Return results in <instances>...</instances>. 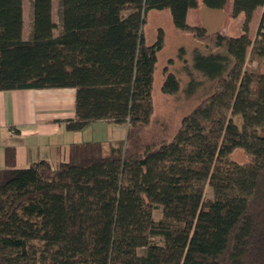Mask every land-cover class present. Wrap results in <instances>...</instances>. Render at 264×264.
Segmentation results:
<instances>
[{"label": "trees", "instance_id": "obj_1", "mask_svg": "<svg viewBox=\"0 0 264 264\" xmlns=\"http://www.w3.org/2000/svg\"><path fill=\"white\" fill-rule=\"evenodd\" d=\"M263 5L232 0L241 35L231 37L187 23L199 0H58V23L53 0H0V91L71 88L66 131L126 129L122 140L70 144L54 164L17 168L6 148L0 264H264V12L249 37ZM164 10L201 48L164 69L162 95L188 100L210 84L179 119L154 110L163 32L144 42L148 13Z\"/></svg>", "mask_w": 264, "mask_h": 264}, {"label": "crops", "instance_id": "obj_2", "mask_svg": "<svg viewBox=\"0 0 264 264\" xmlns=\"http://www.w3.org/2000/svg\"><path fill=\"white\" fill-rule=\"evenodd\" d=\"M195 10H188L187 23L203 27ZM75 98L71 88L0 91V169L4 167L6 148L14 149L16 166L27 167L39 160L54 164L65 159L68 146L76 143L80 133L64 128L65 121L75 118ZM92 124L107 126L110 135L117 125L104 121Z\"/></svg>", "mask_w": 264, "mask_h": 264}, {"label": "rangeland", "instance_id": "obj_3", "mask_svg": "<svg viewBox=\"0 0 264 264\" xmlns=\"http://www.w3.org/2000/svg\"><path fill=\"white\" fill-rule=\"evenodd\" d=\"M27 5L28 4L26 3L23 14L25 38L27 37L30 21ZM57 9L58 0H53V19L56 23H58ZM231 9L232 0H227L226 5L222 9L207 8L203 5L202 0H199V6L195 11L198 21L208 32H222L223 30V33L228 36L238 37L241 35V17L233 19L231 17ZM263 12L264 5L254 12L249 25V37L253 38L255 36L259 18ZM159 30H161L164 35V46L163 49L157 53V62L152 84L154 110L156 114L168 115L172 119H179L184 112L189 111L209 93L210 84L208 83L202 92L197 93L194 97L188 100L184 99L182 96L174 99L162 95L160 88L164 79V69L167 67L169 72L174 73L176 69H179L180 67L182 68L183 62L180 60V56H183L185 60H189L192 50L195 47L201 48V45L196 43L191 36L182 34L174 28L167 10L151 11L148 13L146 23L143 27L144 42L147 46L152 45L156 41ZM170 60L172 61V64L169 62ZM183 79L187 81L186 76H183ZM87 126L77 135L75 139L76 143L104 142L109 139L121 140L125 137L124 126L116 125V128L111 131V135L107 126L94 124ZM231 157L238 163H246L248 161V157L241 150H236ZM24 166L26 165L17 164L16 167ZM206 196H209L208 192H206ZM160 216L161 208L154 210L153 218L157 220Z\"/></svg>", "mask_w": 264, "mask_h": 264}]
</instances>
